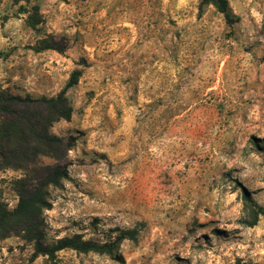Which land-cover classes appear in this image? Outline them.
I'll use <instances>...</instances> for the list:
<instances>
[{"label":"rangeland","instance_id":"obj_1","mask_svg":"<svg viewBox=\"0 0 264 264\" xmlns=\"http://www.w3.org/2000/svg\"><path fill=\"white\" fill-rule=\"evenodd\" d=\"M228 2L233 26L202 0H0V92L52 97L82 71L51 127L73 147L46 241L137 231L54 260L0 234V264H264V0ZM24 174L0 167L8 210Z\"/></svg>","mask_w":264,"mask_h":264},{"label":"trees","instance_id":"obj_2","mask_svg":"<svg viewBox=\"0 0 264 264\" xmlns=\"http://www.w3.org/2000/svg\"><path fill=\"white\" fill-rule=\"evenodd\" d=\"M208 4L215 6L224 15L229 26L238 21L228 0H202V5ZM48 49L63 51L54 46L53 40L48 39L41 40L35 48L37 52ZM81 76L80 69L74 70L65 88L52 97L24 98L7 90L0 92V167L25 172L24 177L14 183L19 197L17 206L8 210L0 204V234L21 236L33 245L36 255L48 256L51 260L55 259L57 252L68 249L112 256L123 240L137 239V231L128 230L114 242L85 240L80 234L53 243L46 241L44 211L51 207V189L60 187L63 181L69 179L68 167L62 165L61 161L73 147L71 140L66 141L51 133V127L56 122L71 119L73 108L67 91L78 84ZM38 157L55 160L57 163L55 166L39 168L36 161ZM36 169L42 170L38 179H34ZM260 214L264 215V211Z\"/></svg>","mask_w":264,"mask_h":264}]
</instances>
